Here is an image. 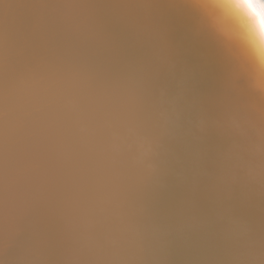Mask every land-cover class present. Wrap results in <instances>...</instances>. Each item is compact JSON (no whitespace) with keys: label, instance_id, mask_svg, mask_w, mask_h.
<instances>
[{"label":"water","instance_id":"obj_1","mask_svg":"<svg viewBox=\"0 0 264 264\" xmlns=\"http://www.w3.org/2000/svg\"><path fill=\"white\" fill-rule=\"evenodd\" d=\"M179 0H0V264H264V86Z\"/></svg>","mask_w":264,"mask_h":264},{"label":"clouds","instance_id":"obj_2","mask_svg":"<svg viewBox=\"0 0 264 264\" xmlns=\"http://www.w3.org/2000/svg\"><path fill=\"white\" fill-rule=\"evenodd\" d=\"M174 7L230 72L264 82V0H179Z\"/></svg>","mask_w":264,"mask_h":264},{"label":"bare ground","instance_id":"obj_3","mask_svg":"<svg viewBox=\"0 0 264 264\" xmlns=\"http://www.w3.org/2000/svg\"><path fill=\"white\" fill-rule=\"evenodd\" d=\"M262 83V85L264 86V82H261Z\"/></svg>","mask_w":264,"mask_h":264}]
</instances>
